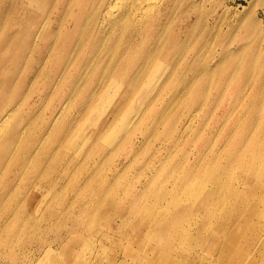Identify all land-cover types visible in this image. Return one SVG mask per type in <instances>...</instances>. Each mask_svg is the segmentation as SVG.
I'll use <instances>...</instances> for the list:
<instances>
[{
  "label": "rangeland",
  "instance_id": "obj_1",
  "mask_svg": "<svg viewBox=\"0 0 264 264\" xmlns=\"http://www.w3.org/2000/svg\"><path fill=\"white\" fill-rule=\"evenodd\" d=\"M85 2L0 0V264H264V0H182L170 48Z\"/></svg>",
  "mask_w": 264,
  "mask_h": 264
},
{
  "label": "bare ground",
  "instance_id": "obj_2",
  "mask_svg": "<svg viewBox=\"0 0 264 264\" xmlns=\"http://www.w3.org/2000/svg\"><path fill=\"white\" fill-rule=\"evenodd\" d=\"M88 1L90 3L91 13L89 14L88 18L82 20L84 33L88 34L87 40L93 39L95 35L99 34L98 31L105 28L106 25L108 26L107 29L110 33L116 29H119L120 32L123 33L122 35H119L115 38L117 39L118 43H121L125 37L124 33H126L128 29L132 28L131 25H133L137 31L135 32L133 39L127 38L124 41L125 44L132 45L133 43H139L144 46H152V48H170V45L172 44L176 46L177 43L178 46L181 43L186 42L185 40L179 39L180 32L173 31L169 33L170 35L168 34V36L172 37L173 40H170L168 37L165 39H160L159 35L155 33L158 26L165 25L169 22L166 19L169 18L175 10H177V7L182 0H161L162 2L160 6H158L153 12L149 11L154 7L152 6L154 0H86V2ZM112 4H118V13L114 12L112 9ZM82 17L84 16L81 15V18ZM164 17H166L165 21L159 25L160 19H164ZM144 18L145 20H143ZM128 22H130V25H127ZM138 24L139 26H137ZM184 28L180 27L176 31H184ZM153 33H155L154 35L156 37L153 36ZM139 36L140 38L138 39ZM81 38L82 36L80 35L77 39L80 40ZM99 40V37H97L95 43H98ZM121 60H123V58L120 59V61ZM19 102L11 107V110H9V112H7L6 115L0 120V137L9 124L13 113L17 108H19L21 103ZM17 128L18 127L14 125V127L9 129L6 134L10 135L13 131H16ZM4 153L5 152L2 149L0 154L1 159H4Z\"/></svg>",
  "mask_w": 264,
  "mask_h": 264
}]
</instances>
